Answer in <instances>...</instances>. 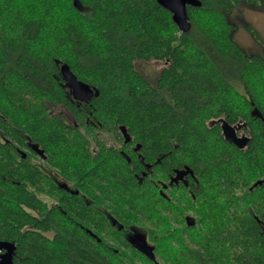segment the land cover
<instances>
[{
    "label": "trees",
    "instance_id": "1",
    "mask_svg": "<svg viewBox=\"0 0 264 264\" xmlns=\"http://www.w3.org/2000/svg\"><path fill=\"white\" fill-rule=\"evenodd\" d=\"M78 1L0 0V243L14 245L2 264H155L119 238L129 225L143 230L159 264H264V235L248 218L229 236L233 248L216 234L195 241L190 230L162 227L164 207L173 213L175 204L159 193L163 168L197 157L203 193L208 174H240L241 193L255 196L245 202L264 216V180L247 188L264 178L263 122L253 119L264 117V45L245 50L229 17L264 0L188 4L186 31L156 0ZM245 28L261 41L250 22ZM152 59L163 65L151 80L135 63ZM61 63L98 94L73 100ZM58 104L66 114L53 110ZM215 118L246 120L248 147L225 142ZM30 143L46 163L21 157ZM218 147L227 149L223 160ZM55 174L78 193L56 185Z\"/></svg>",
    "mask_w": 264,
    "mask_h": 264
},
{
    "label": "flooded vegetation",
    "instance_id": "2",
    "mask_svg": "<svg viewBox=\"0 0 264 264\" xmlns=\"http://www.w3.org/2000/svg\"><path fill=\"white\" fill-rule=\"evenodd\" d=\"M66 84V83H65ZM67 86V85H66ZM68 87V86H67ZM70 91V90H69ZM71 94V92H70ZM72 97V94H71ZM74 100V98H72ZM79 103V100H76ZM78 105V104H77ZM53 109H57L55 112L58 114H66L67 110L63 105L58 104ZM255 111V110H254ZM253 119H259L263 122V129L261 131V140L264 144V117L260 113H255ZM226 121L223 118H215L210 120V124L219 123L220 127V135L224 139L225 142L231 144L236 149H246L248 147L249 141L251 139L250 134V126L246 120L238 119L234 123L227 122L233 131V137L237 143L244 141L242 146H238L236 142L228 141L222 131L221 123ZM103 133V139L107 145L116 146L117 137L108 132H100ZM243 137L246 140H243ZM124 142L128 140V138L123 139ZM243 143V142H242ZM30 143L28 148L21 151L18 150L21 157H25L27 154L30 159L38 166L42 163H46V156L42 150V153L35 151L31 147ZM93 151H95V147L90 146ZM138 145H129L125 146L124 149H120L119 151L122 155L125 154L124 150H135ZM117 148V147H114ZM216 153L223 154L218 157L219 160H223L227 156V149H222L224 147H218ZM24 152V155L23 153ZM163 155V154H162ZM160 155L159 157H161ZM164 156V155H163ZM212 160H209L211 162ZM167 162V161H166ZM50 164V163H49ZM203 161L198 160L196 157L192 165H187L182 163L181 160L171 166V171L167 172V168H163V172L165 174L166 179L161 182V190L159 193L166 200L173 199L175 204L174 212L167 210L166 207L163 209L162 219H163V228H176L177 231L185 230V235L188 230H190L193 234V239L198 241L199 237L197 236L200 233H210L220 235L221 242H224V246L226 248H233L236 246V241L231 239L229 236L237 233L241 225L244 222L249 220V223L253 222L256 225V230L260 234L264 235V216L260 217L256 212L253 211V206H256L255 203L249 202L246 203L245 199L249 200L255 198L254 195H244L242 192V184L243 181L240 179V174L233 173L229 174H221V175H207V187L206 193L202 192V187L204 184L200 182L202 177L199 176V169L202 167ZM150 167L146 164V167ZM175 178V179H173ZM51 179L54 181L56 185L60 188L68 191V193L77 194V189H72L69 187V181L65 179L63 176L58 174L51 175ZM257 180H264L263 177H258L254 179L250 185H248V189L254 186V182ZM238 184L234 186L232 192L230 190V185ZM81 182V181H80ZM79 182V183H80ZM174 194V195H173ZM173 195V196H172ZM188 197H190L188 199ZM50 199V198H49ZM51 200V199H50ZM101 196L97 200L100 202ZM260 205V204H259ZM247 209V210H246ZM110 219V223L113 227L119 228L120 225H116V220L113 219L110 215H108ZM125 228V229H124ZM138 227H134L129 225L128 227H123L121 229V235L119 238L125 240L127 243L132 245L137 251L141 254H144L142 251L137 249L134 246V243L138 241V236L134 234L135 229ZM84 230L88 231L86 227ZM114 230L111 229L110 233ZM91 233V232H89ZM146 239L144 233H142ZM94 235V234H92ZM95 236V235H94ZM147 241V240H146ZM114 242L110 240V243ZM116 244V243H115ZM118 245V244H117ZM197 245V243H195ZM124 247L123 244L120 245ZM145 255V254H144ZM146 256V255H145ZM153 261V260H152ZM7 262V261H4ZM154 262V261H153Z\"/></svg>",
    "mask_w": 264,
    "mask_h": 264
},
{
    "label": "water",
    "instance_id": "3",
    "mask_svg": "<svg viewBox=\"0 0 264 264\" xmlns=\"http://www.w3.org/2000/svg\"><path fill=\"white\" fill-rule=\"evenodd\" d=\"M162 7L168 9L171 12L172 20L175 22V24L178 26V28L181 31H186L190 27V22L188 20V14L186 10V5H199V0H156ZM73 5L76 7H80V2L78 0H72ZM58 62V60H56ZM60 73L68 86L72 97L79 101L87 102L90 100L94 95L98 94V90L94 87H91L86 82L78 79L76 75L70 70L67 63H61L59 66ZM221 128L223 131V134L225 138L228 141L236 142V140L233 137V131L231 126L226 122L223 121L221 123ZM243 140H246L245 137H243ZM243 142V143H242ZM236 144L238 146H242L244 144V141ZM31 147L39 152L42 153V150L35 144H31ZM24 155V152H22ZM175 179V178H173ZM261 180L255 181L253 184L256 185L257 183H260ZM138 241L134 243V246L142 251L149 259L153 260L155 264H159L155 260V256L153 253V247L149 244H147L146 239L144 235L138 236ZM0 247L5 249L6 252L1 254L0 264L4 261L9 262L10 261V255L13 252L14 245L10 242H2L0 243Z\"/></svg>",
    "mask_w": 264,
    "mask_h": 264
},
{
    "label": "rangeland",
    "instance_id": "4",
    "mask_svg": "<svg viewBox=\"0 0 264 264\" xmlns=\"http://www.w3.org/2000/svg\"><path fill=\"white\" fill-rule=\"evenodd\" d=\"M229 17L235 24V28L232 32L233 39L248 52H262V45H264V2L261 3L259 7L241 4L230 12ZM246 22H250L257 30L261 37V41L255 39L251 33L246 30ZM135 64L152 80L156 76L158 69L163 65V61L152 59L137 61ZM234 84H236L239 89H242V84H238L237 82ZM53 110L56 111L57 109ZM101 138H103V133H101ZM44 198L48 199L47 197ZM134 232L136 236L143 235L142 233H144L140 228H136ZM147 244L151 245L149 242H147Z\"/></svg>",
    "mask_w": 264,
    "mask_h": 264
}]
</instances>
